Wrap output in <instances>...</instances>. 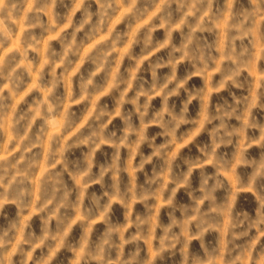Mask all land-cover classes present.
I'll return each mask as SVG.
<instances>
[{
	"label": "clouds",
	"instance_id": "1",
	"mask_svg": "<svg viewBox=\"0 0 264 264\" xmlns=\"http://www.w3.org/2000/svg\"><path fill=\"white\" fill-rule=\"evenodd\" d=\"M0 264H264V0H0Z\"/></svg>",
	"mask_w": 264,
	"mask_h": 264
}]
</instances>
